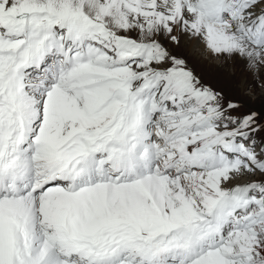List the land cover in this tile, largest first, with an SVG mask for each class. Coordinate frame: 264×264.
Returning <instances> with one entry per match:
<instances>
[{"label": "snow or ice", "instance_id": "obj_1", "mask_svg": "<svg viewBox=\"0 0 264 264\" xmlns=\"http://www.w3.org/2000/svg\"><path fill=\"white\" fill-rule=\"evenodd\" d=\"M257 88L264 0H0V264H264Z\"/></svg>", "mask_w": 264, "mask_h": 264}, {"label": "rangeland", "instance_id": "obj_2", "mask_svg": "<svg viewBox=\"0 0 264 264\" xmlns=\"http://www.w3.org/2000/svg\"><path fill=\"white\" fill-rule=\"evenodd\" d=\"M194 71L202 79L217 88L233 90V85L237 82L239 69L231 62H221L213 60L202 51H198L188 57ZM245 102L258 110L264 108V89H250L245 97Z\"/></svg>", "mask_w": 264, "mask_h": 264}, {"label": "bare ground", "instance_id": "obj_3", "mask_svg": "<svg viewBox=\"0 0 264 264\" xmlns=\"http://www.w3.org/2000/svg\"><path fill=\"white\" fill-rule=\"evenodd\" d=\"M199 51V50H198Z\"/></svg>", "mask_w": 264, "mask_h": 264}]
</instances>
